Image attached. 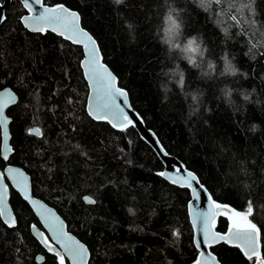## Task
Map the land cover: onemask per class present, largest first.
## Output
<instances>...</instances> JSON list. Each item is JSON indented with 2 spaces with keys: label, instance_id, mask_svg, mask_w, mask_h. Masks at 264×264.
<instances>
[{
  "label": "trees",
  "instance_id": "16d2710c",
  "mask_svg": "<svg viewBox=\"0 0 264 264\" xmlns=\"http://www.w3.org/2000/svg\"><path fill=\"white\" fill-rule=\"evenodd\" d=\"M43 2L79 12L132 107L213 199L241 212L253 203L249 219L262 230L264 256V0ZM169 2L183 10L186 35L204 37L208 51L197 66L160 43ZM24 13L11 0L0 24V89L10 87L18 97L7 110V163L30 175L33 195L87 245L88 264H189L197 250L188 190L159 175L160 160L133 127L116 130L87 114L81 48L49 31L26 30ZM224 54L240 70L234 77L220 75ZM213 60L215 74L205 75ZM34 126L41 135L29 133ZM5 164L0 158V167ZM10 205L16 226L0 218V264H56L31 235L29 226L38 221L12 189ZM227 224L221 216L216 228ZM212 251L222 264H254L235 247L219 244Z\"/></svg>",
  "mask_w": 264,
  "mask_h": 264
},
{
  "label": "snow or ice",
  "instance_id": "6c2138e0",
  "mask_svg": "<svg viewBox=\"0 0 264 264\" xmlns=\"http://www.w3.org/2000/svg\"><path fill=\"white\" fill-rule=\"evenodd\" d=\"M117 4L122 3V0H115ZM216 4H220L221 0H212ZM32 4L41 5L42 10L32 8ZM23 7L29 9L32 13L30 16L21 18L24 27L34 32H44L51 30L77 45H83L87 49L88 60L85 66L86 76L91 82L94 94L89 97V115L97 121H107L114 128L125 131L129 126H135L133 119L125 111L127 106L126 92L116 86V78L111 72L100 62L95 40L79 26V15L75 12H70L62 5L54 7H44L41 0H22ZM246 7L251 10V4ZM233 21L239 23L235 15L231 16ZM5 17L0 15V23H3ZM254 23V21H253ZM183 77L180 78V83H183ZM118 97H123V104L117 102ZM14 97L11 93L6 98H0V130H3L4 136H7L8 120L5 116V109L8 105L14 102ZM247 99V97H245ZM29 133L39 136V129H29ZM10 148H0V155L4 160H8ZM165 175V173H159ZM173 184H179L180 187L191 189L193 201L190 202V209L196 200L203 203V193L206 191L203 185L199 184L197 177L191 173H182L180 168H177L172 175L167 177ZM5 179H11L15 183L20 192L24 194L25 199H29L27 192V178L22 172L17 169L7 168L0 172V218H5V223L10 227L14 226L16 220L12 217L11 210L7 205L8 185L4 183ZM207 199L211 202L209 209L199 213L198 217L193 218V227L200 232L202 239L196 241V247L202 249L200 255L194 260V264H216V258L211 256L206 249L214 244H232L239 248L243 254L249 259L254 260V264H264V256H261L260 245L262 239V230L249 219L253 215V203L249 201L246 212L235 211L227 205H220L212 200L211 196ZM86 203H95L90 196H85ZM35 205V201H32ZM43 209V211H41ZM223 209V213L221 211ZM38 213L43 217L44 223L51 230L56 243L60 245L63 251L57 250L54 245H48V251L54 254L56 264H66V258L71 259L73 264H86L87 249L83 244L74 240L63 230L62 221L56 217L50 210L44 209L41 205L37 209ZM228 219L232 222L226 234H219L214 231L215 218L221 214H228ZM35 229V225H33ZM43 236V233H39ZM48 238H44V243L47 244ZM208 257L207 260L203 259Z\"/></svg>",
  "mask_w": 264,
  "mask_h": 264
},
{
  "label": "water",
  "instance_id": "95a60500",
  "mask_svg": "<svg viewBox=\"0 0 264 264\" xmlns=\"http://www.w3.org/2000/svg\"><path fill=\"white\" fill-rule=\"evenodd\" d=\"M10 1L11 0H2L0 1V15H3L5 17V10L6 8L8 7V5L10 4ZM21 5H22V0H18ZM41 4L44 6V7H54V6H58V5H62L64 8H66L67 10H69L70 12H75L79 15V26L85 31L87 32L96 42V47L99 49V53H98V56H99V59H100V62L108 69L109 72L112 73L113 76H115L116 78V86L123 89L126 94H127V106H125V111L129 114V117L131 119H133L134 121V124L135 126H131L134 128V130L138 133L139 137L145 142L147 143L151 149L155 152L156 156L158 157V159L160 160L161 164H162V169L160 170L159 173H165V175H160L163 179H165L167 182L172 183V181L170 179H168L167 177L169 175H172L175 170L177 168H180L181 172L182 173H186V172H191L193 173L198 181H199V184L203 185L198 176L196 175V173L194 171H192L191 169L187 168L178 158H176L175 156H173L172 154L168 153L165 148L162 146L161 142L159 141L157 135L154 133L153 130H151L150 128H148L145 123H144V120L142 119V117L140 116V114L132 107L131 103H130V100H129V96H128V92L126 89L120 87L118 85V80H117V76L114 74V72L110 69V67L105 63L103 62V59H102V54H101V51H100V48H99V45L96 41V39L92 36V34L86 30L82 24H81V18H80V14L77 10H74L68 6H66L65 4L63 3H57V4H52V5H49V4H46L43 2V0H41ZM23 7V5H22ZM24 8V11L25 13L21 15L20 17V22H21V18L22 17H25V16H30L32 13L29 11V9ZM32 8H35L36 10H42L41 9V5H36V4H32ZM1 24V23H0ZM22 24V22H21ZM22 26L24 27V25L22 24ZM25 28V27H24ZM26 29V28H25ZM28 30V29H26ZM30 31V30H28ZM46 31H49L51 33H54L55 35L57 36H60L58 35V33L56 32H52L50 29L49 30H46ZM44 31V32H46ZM30 32H34V31H30ZM41 33V32H40ZM43 33V32H42ZM62 37V36H60ZM63 39H65L64 37H62ZM66 40V39H65ZM68 41V40H67ZM70 43L76 45V46H79L81 48V51H82V56H81V59L79 61V66L81 68V71H82V74H83V77L85 79V82L87 84V95H86V100H85V109H86V112L87 114L89 115V97L90 96H93L94 94V89H93V86L91 84V82L89 81V79L87 78L86 76V67L85 66H82V64H86L87 60H88V55H87V49H85L83 47V45H77L71 41H69ZM11 93L13 95V97L15 98L14 99V102L10 103L8 105V107L5 109V116L8 120V124H7V136L5 137L4 136V133H3V130H0V148H10L12 150V146H11V143H10V139H11V135H10V131H9V124H10V118L8 117L7 115V110L10 106L14 105L17 101V94L10 88V87H4L2 89H0V98H6L8 96V94ZM123 97H118L117 98V102L118 103H121L122 106H124L123 104ZM90 116V115H89ZM91 117V116H90ZM92 118V117H91ZM93 119V118H92ZM95 120V119H93ZM97 121V120H95ZM101 122H105L107 124H109L111 127L112 125L110 123H108L107 121H101ZM130 127V126H129ZM114 128V127H112ZM30 129H38L36 126L34 127H31ZM116 130H120L118 128H114ZM12 154V151L10 153H8V157H10V155ZM0 158L6 162V164L3 166V167H0V172H3L5 169L7 168H13V169H17L19 170L20 172H22L24 174V176L27 178V192H28V196H29V199H25L24 197V194L22 192H20V190L15 187V183L13 180L11 179H5L4 183H6L8 185V188H9V191H8V195H7V205H8V208L11 210V213H12V217L15 218L16 220V217H15V214H14V211L10 205V190H14L16 191L20 197L28 204V206L30 207L31 211L33 212V214L35 215L37 221H38V224H35V223H31L30 226H29V231L31 233V235L37 240V242L40 244V246L47 252L49 253L50 255H53V253L49 252L48 251V245H54L57 250H60V251H63L61 248H60V245L56 243L55 239L53 238V235H52V232L51 230L47 227V225L44 223V220H43V217L38 213L37 209H40V206L43 205L44 206V209H47V210H50L51 213H53L56 217H59V220L62 221V226H63V230L65 232H67V234L69 236H71L74 240L78 241L80 244H83L84 247L87 249V252H86V264H88L89 262V258H90V252H89V249L87 247V245L82 241L80 240L71 230L68 229V226H67V223L66 221L64 220V218L57 212V210L49 205L48 203H46L44 200H42L41 198L39 197H36L35 195H33L32 193V183H31V177L30 175L19 165H15V164H12V163H7L8 160H4L2 158V155H0ZM177 187H180L179 184H173ZM204 189L206 190L204 193H203V196H204V199H203V203H201L200 200H196L194 201L193 203V207L190 209L189 207V204L191 201H193V196H192V193H191V189H187V188H184V189H187L188 192H189V199L187 201V212H188V218H189V221H190V224H191V227H192V241H193V244H194V247L196 248L197 250V253H196V256L195 258L189 263V264H194V260L200 255V252L202 249H199L196 247V241L197 240H200L202 239V236L200 234V232L198 231L197 228H194L193 227V218L194 217H198L199 213L202 212V211H206L209 209V205H210V201L207 199L208 196H211L212 200H214L216 203L220 204V205H227V204H223L215 199H213L212 195L209 193V191L207 190V188L203 185ZM180 188H183V187H180ZM32 201H35V205L32 203ZM229 208L233 209L231 206L227 205ZM234 210V209H233ZM41 211H43V209H41ZM222 213H223V209H221ZM228 214H221L219 216H217L215 218V228H214V231L223 235V234H226L228 232V229L230 227V224L232 223L229 219H228ZM221 216H224L228 219V224L225 228V230L223 231H220L218 230L216 227H217V224H218V219L221 217ZM6 217L5 218H1L2 222L7 226V227H10L7 223H5ZM33 225H35V229L33 228ZM16 226V223L15 225ZM12 226V227H14ZM258 227V226H257ZM39 233H43L44 235L43 236H40ZM47 237L48 238V242L47 244L44 243V238ZM220 244H224L223 242H221ZM219 244H214V245H211L210 247H208L206 249V251L211 255V256H214L216 258V264H222L217 255L212 251V249L216 246H218ZM229 247H235L234 245L232 244H225ZM236 248V247H235ZM239 249V248H237ZM240 250V249H239ZM241 251V250H240ZM260 252H261V245H260ZM241 253L243 254V252L241 251ZM243 256L245 258H247L244 254ZM43 259H44V256L42 254H38L36 256V261L37 263H42L43 262ZM203 259L207 260L208 257H204ZM248 259V258H247ZM66 262H68V264H73V261L71 259H68L66 258ZM208 264H211V261L209 260L208 261Z\"/></svg>",
  "mask_w": 264,
  "mask_h": 264
},
{
  "label": "clouds",
  "instance_id": "9594fccd",
  "mask_svg": "<svg viewBox=\"0 0 264 264\" xmlns=\"http://www.w3.org/2000/svg\"><path fill=\"white\" fill-rule=\"evenodd\" d=\"M160 43L165 46L168 53H173L189 66H197L204 61L207 55V45L200 33L186 35L183 10L173 2H169L162 16L159 29ZM222 68L220 75L234 77L239 73L238 66L228 57L222 55ZM216 62L208 61L205 65V75L215 74Z\"/></svg>",
  "mask_w": 264,
  "mask_h": 264
}]
</instances>
